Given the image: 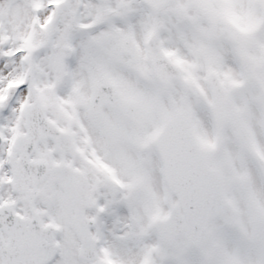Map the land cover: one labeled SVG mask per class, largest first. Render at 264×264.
<instances>
[{
	"label": "snow or ice",
	"instance_id": "1",
	"mask_svg": "<svg viewBox=\"0 0 264 264\" xmlns=\"http://www.w3.org/2000/svg\"><path fill=\"white\" fill-rule=\"evenodd\" d=\"M0 264H264V0H0Z\"/></svg>",
	"mask_w": 264,
	"mask_h": 264
}]
</instances>
